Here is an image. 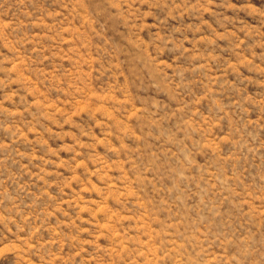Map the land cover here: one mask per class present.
<instances>
[{
    "label": "rangeland",
    "instance_id": "374dc122",
    "mask_svg": "<svg viewBox=\"0 0 264 264\" xmlns=\"http://www.w3.org/2000/svg\"><path fill=\"white\" fill-rule=\"evenodd\" d=\"M0 264H264V0H0Z\"/></svg>",
    "mask_w": 264,
    "mask_h": 264
}]
</instances>
